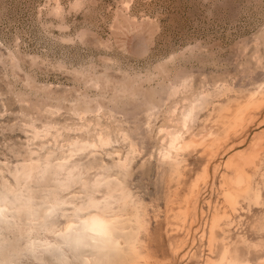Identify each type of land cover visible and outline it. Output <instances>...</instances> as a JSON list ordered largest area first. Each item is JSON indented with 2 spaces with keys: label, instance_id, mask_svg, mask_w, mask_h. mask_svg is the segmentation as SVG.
<instances>
[{
  "label": "rangeland",
  "instance_id": "rangeland-1",
  "mask_svg": "<svg viewBox=\"0 0 264 264\" xmlns=\"http://www.w3.org/2000/svg\"><path fill=\"white\" fill-rule=\"evenodd\" d=\"M90 201L125 247L94 264H264V0H0V258L83 264Z\"/></svg>",
  "mask_w": 264,
  "mask_h": 264
},
{
  "label": "bare ground",
  "instance_id": "bare-ground-1",
  "mask_svg": "<svg viewBox=\"0 0 264 264\" xmlns=\"http://www.w3.org/2000/svg\"><path fill=\"white\" fill-rule=\"evenodd\" d=\"M172 135V134H171ZM175 137V136H174ZM176 138V137H175ZM190 139V138H189ZM174 140V139H173ZM170 142L172 143L171 139H170ZM169 142V143H170ZM175 142V141H174ZM173 142V143H174ZM192 143V142H191ZM189 143V144H191ZM176 144V142H175ZM182 144V143H181ZM168 145V144H167ZM171 145V144H170ZM183 145V144H182ZM181 145V146H182ZM173 146V144H172ZM172 146L168 147L167 148H171ZM185 145H183L184 147ZM182 147V148H183ZM181 148V147H180ZM169 157V156H167ZM70 164V163H69ZM59 165V164H58ZM61 165V164H60ZM37 166V165H36ZM56 166V165H55ZM34 167V166H33ZM28 168V167H26ZM32 168V167H30ZM62 168V167H61ZM53 169V168H52ZM75 168H73V170H75ZM27 170V169H26ZM46 170V169H45ZM54 170V169H53ZM56 170V168H55ZM60 170V169H59ZM70 170V169H69ZM72 170V171H73ZM84 171V170H83ZM27 171L24 170L23 173H25ZM56 172V171H55ZM58 172V171H57ZM69 172V171H68ZM75 172V171H74ZM73 172V174H74ZM236 173V172H235ZM27 174V173H26ZM70 174H71V171H70ZM72 174V175H73ZM56 175V174H55ZM103 175V174H102ZM71 176V175H70ZM80 176V173L79 175ZM27 177H29L27 175ZM62 177V176H61ZM68 177V176H67ZM100 177V175H99ZM230 177V176H229ZM71 178V177H70ZM74 178V177H73ZM69 180V179H68ZM72 180V179H70ZM76 181V180H75ZM97 182L99 180H96ZM121 181V180H120ZM66 182H68L66 180ZM233 182L235 183L236 187L238 188L239 191L245 193V194H248L249 192H251V188L248 187L247 185V182H246V179L244 177L243 174H241L240 172L236 173L235 174V177L233 179ZM58 183V182H57ZM99 183V182H98ZM105 184V183H104ZM71 185V184H70ZM63 186V184H62ZM69 186V185H68ZM61 187V186H60ZM8 188V187H7ZM123 190V189H122ZM104 191V190H103ZM56 195V193H54ZM104 195V194H103ZM110 195V194H109ZM226 195L227 197L229 198H232L233 197V193H230V192H226ZM254 198H257L258 197V193L257 192H254ZM74 196V195H73ZM4 197V196H3ZM58 197V196H57ZM112 197V195H111ZM117 197V196H116ZM114 197V198H116ZM124 197V196H123ZM113 198V199H114ZM6 199V198H5ZM49 199V198H48ZM51 199V198H50ZM121 199V198H120ZM108 200V199H107ZM115 200V199H114ZM111 201V200H110ZM7 202V200H6ZM47 202V201H46ZM49 202V201H48ZM64 202V201H63ZM121 202V201H120ZM124 202V201H123ZM54 203V202H53ZM76 203V202H75ZM105 203V202H104ZM115 203V202H114ZM1 204V203H0ZM4 204V203H3ZM22 204V203H21ZM20 204V205H21ZM27 204V203H26ZM108 204V202H107ZM107 204H103V205H99L97 204L96 202H93V201H90V205L92 207L95 208L94 211H86L84 212L83 214H80L79 212L80 211H74V215H75V218L76 220L73 221V222H69L68 224L66 223L65 227L63 228L62 231L59 232V242H63L65 243V245L67 244L68 246L71 247L72 250H76L79 255L81 256V261L83 264H94L95 261H99L100 258L99 257H105L108 255H111L113 253H115L116 251H120L123 249L122 247V242H123V239L121 238V234H120V231L122 230V223H121V220H120V216L118 213L114 212L115 214L113 213H110V211H107L109 209L110 206H107ZM116 204V203H115ZM127 204V202H126ZM10 205V204H9ZM28 205V204H27ZM120 205V203H119ZM19 206V205H18ZM22 206V205H21ZM25 206V205H24ZM114 206V204L112 205ZM9 207V206H8ZM8 207L7 205H3L1 206L0 205V223L2 224H6L9 228V225L8 223L10 222L9 219L11 217H14L12 211H8ZM26 207V206H25ZM28 207V206H27ZM121 207V206H120ZM11 208V207H10ZM23 209V208H22ZM25 209V208H24ZM35 209V208H34ZM47 209V208H46ZM123 209V208H122ZM19 210V209H17ZM16 210V212H17ZM29 210V209H27ZM31 210H32V207H31ZM20 211V210H19ZM18 211V212H19ZM25 211V210H24ZM33 211V210H32ZM31 211V212H32ZM45 211V210H43ZM64 212V211H63ZM120 212V211H119ZM20 213V212H19ZM23 213V212H22ZM32 213H38V211L36 210L35 212L33 211ZM51 211H47L45 213H43L42 217L40 218H45L46 216L50 215ZM57 213V211H56ZM26 214V213H25ZM29 214V213H28ZM61 215V213H59ZM21 215V214H20ZM19 215V216H20ZM27 215V214H26ZM32 216V215H31ZM34 216V215H33ZM39 216V215H38ZM64 216V215H63ZM20 218V217H19ZM33 218V217H32ZM49 218V217H48ZM29 219V218H28ZM26 219V220H28ZM36 219H37V215H36ZM50 219V218H49ZM52 219V218H51ZM55 219V217H54ZM43 220V219H42ZM131 220V219H130ZM20 221V219H19ZM25 221V220H24ZM46 221V220H45ZM48 222V221H47ZM17 223V222H16ZM19 223V222H18ZM26 223V222H25ZM20 224V223H19ZM18 224V225H19ZM23 224V223H21ZM37 224V223H36ZM17 225V224H15ZM25 225V224H24ZM24 225H22L24 227ZM30 225V224H29ZM27 224V226H29ZM45 225V223H44ZM50 225V224H49ZM57 225V224H56ZM39 226V225H38ZM52 226V225H51ZM55 226V225H54ZM22 227V228H23ZM26 227V225H25ZM44 227V226H43ZM47 227V226H45ZM44 227V228H45ZM29 228V227H28ZM31 228V226H30ZM33 228V227H32ZM36 228V227H34ZM39 228V227H38ZM41 228V227H40ZM53 228V227H52ZM55 228V227H54ZM12 229V228H11ZM27 229V228H26ZM43 229V228H42ZM49 229V228H47ZM58 229V228H56ZM9 230V229H8ZM13 230V229H12ZM17 232L19 230V228H16L15 229ZM20 230H22L20 228ZM19 232H22L20 231ZM52 230V229H51ZM53 231V230H52ZM14 232V231H13ZM42 232V231H41ZM46 232H49V231H46ZM54 233V232H53ZM132 233V231H131ZM12 234V233H11ZM23 234V233H22ZM49 234V233H48ZM21 235V234H20ZM23 236V235H22ZM39 236V235H38ZM43 236V235H42ZM47 237V235H45ZM24 237V236H23ZM30 237V236H29ZM28 238V237H27ZM41 238V237H40ZM52 238V237H51ZM50 239V238H49ZM122 239V240H121ZM29 240V238L27 239ZM12 241V240H11ZM24 241V240H23ZM45 241V240H44ZM49 241V240H48ZM51 241V240H50ZM132 241V240H131ZM15 242V241H14ZM127 242V241H126ZM45 243V242H44ZM125 243V242H124ZM134 242H131L130 244V248L132 250H134V245L133 244ZM24 244H25V241H24ZM32 244V243H31ZM48 244V243H47ZM59 244V243H57ZM127 244V243H126ZM129 244V243H128ZM23 245V244H22ZM34 245V244H33ZM69 247V248H70ZM12 248V247H11ZM125 248V247H124ZM136 248V247H135ZM3 249V248H2ZM52 249V248H51ZM63 249V247H62ZM64 250V249H63ZM70 250V249H69ZM37 252V251H36ZM75 252V251H74ZM124 252V251H123ZM12 253V252H11ZM10 253V254H11ZM65 253V252H64ZM68 253V252H67ZM70 253H72L70 251ZM76 253V252H75ZM129 253V252H128ZM5 254V252H4ZM9 254V255H10ZM52 254V253H51ZM123 254V253H122ZM121 254V255H122ZM126 254V253H125ZM130 254V253H129ZM74 255V254H73ZM124 255V254H123ZM12 256V255H11ZM14 256V255H13ZM76 256H77V253H76ZM126 256V255H125ZM128 256V255H127ZM126 256V257H127ZM229 256V254H228ZM227 256V249L223 250V252L221 253V256H220V260H223L225 264H236L237 261L234 259V258H230ZM62 257V256H61ZM121 257V256H120ZM5 258L4 256L0 258V261H1V264H5V261L4 259ZM13 258V257H12ZM76 258V257H75ZM124 258V257H123ZM62 259V258H61ZM60 259V260H61ZM108 259V258H107ZM127 259V258H126ZM71 260V259H70ZM69 260V261H70ZM135 260V259H134ZM209 260V259H208ZM218 260V259H217ZM9 261V260H8ZM65 261V260H64ZM64 261H61V262H64ZM67 261V260H66ZM207 261V260H206ZM7 262V260H6ZM129 262V261H128ZM60 263V262H59ZM67 264V262H65ZM64 263V264H65ZM122 263V262H121ZM260 263V262H259ZM11 264V263H10ZM70 264V263H69ZM120 264V263H118ZM125 264V263H124ZM251 264V263H249Z\"/></svg>",
  "mask_w": 264,
  "mask_h": 264
}]
</instances>
